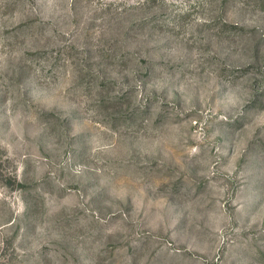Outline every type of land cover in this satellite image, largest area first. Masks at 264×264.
I'll return each instance as SVG.
<instances>
[{
	"label": "rangeland",
	"instance_id": "374dc122",
	"mask_svg": "<svg viewBox=\"0 0 264 264\" xmlns=\"http://www.w3.org/2000/svg\"><path fill=\"white\" fill-rule=\"evenodd\" d=\"M0 264H264V0H0Z\"/></svg>",
	"mask_w": 264,
	"mask_h": 264
}]
</instances>
